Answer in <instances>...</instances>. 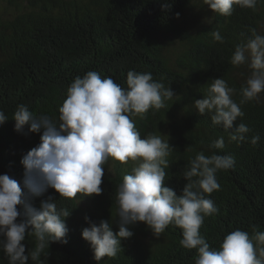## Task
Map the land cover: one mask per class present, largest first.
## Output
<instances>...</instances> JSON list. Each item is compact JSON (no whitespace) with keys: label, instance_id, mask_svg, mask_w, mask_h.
I'll list each match as a JSON object with an SVG mask.
<instances>
[{"label":"trees","instance_id":"obj_1","mask_svg":"<svg viewBox=\"0 0 264 264\" xmlns=\"http://www.w3.org/2000/svg\"><path fill=\"white\" fill-rule=\"evenodd\" d=\"M7 1L16 14L0 16V111L8 118L0 126V175L8 174L23 188L21 160L40 143L43 133L15 130L13 117L19 105H25L37 118L47 116L58 126L59 108L77 76L83 78L88 71H96L126 89L129 71L150 72L175 95L166 108L150 109L132 119L142 139L160 135L173 147L165 169V186L181 195L189 183L185 173L190 170V161L199 152L232 156L234 166L216 174L220 189L205 194L219 211L205 217L200 233L211 248L219 249L226 235L237 229L250 235L253 228L264 231V97L260 103L240 105L245 115L236 124L243 122L251 129L243 142L231 141L222 125H215L210 115H201L193 107L195 100L207 94L214 78L224 79L236 90L233 99L239 104L240 90L246 84L239 76H245V66H233L231 57L238 44L252 38L253 29L258 34L261 31L264 0L255 9L234 5L231 16L215 13L194 33L180 26L193 0ZM215 31L221 33L223 43L214 41ZM177 37L184 47L169 57V45ZM257 135L260 140L252 145L251 137ZM220 137L225 147L211 148ZM133 166L131 161L124 164L110 158L104 165L102 194L83 197L78 205L61 198L53 188L41 196L25 190L27 202L37 209L42 202L53 201L58 210L71 211L66 218L67 243H51L39 261L30 256L37 245L35 237L26 238L28 264H195L198 252L180 244L181 228L170 225L156 237L142 222L131 226L134 235L121 241L115 257L99 262L94 258L82 231L90 222L106 220L118 232L116 194ZM18 210L23 213L24 207L18 206ZM0 264H9L2 245Z\"/></svg>","mask_w":264,"mask_h":264},{"label":"clouds","instance_id":"obj_2","mask_svg":"<svg viewBox=\"0 0 264 264\" xmlns=\"http://www.w3.org/2000/svg\"><path fill=\"white\" fill-rule=\"evenodd\" d=\"M209 8L223 16H231L234 5L255 9L260 0H203ZM179 15V14H177ZM216 42L223 43L219 31L212 33ZM233 66L247 64L251 74L240 90L239 104L233 99L236 90L222 78H214L207 94L194 101L193 107L201 115L208 114L215 125L229 132L231 141L248 139L251 129L243 122L236 124L245 113L241 106L260 103L264 93V35L252 30V38L238 44L231 57ZM172 88L153 79L150 72L127 73V88L122 89L111 77L102 78L96 71L77 76L67 89V98L59 108L57 126L47 116L36 117L25 105L14 113L15 130L20 133H39L40 143L21 160L25 172L23 188L8 174L0 175V245L9 258V264H28L24 241L35 237L37 245L30 253L33 261L53 242L67 243L66 218L71 211L59 209L53 201H44L39 209L26 200V193L41 196L53 188L61 198H69L78 205L83 197L102 194V178L110 158L121 163L133 162L130 174L118 186V232L110 223L90 222L82 231L89 242L94 258L115 257L121 250V241L131 238V226L144 223L158 237L170 225L182 229L180 244L188 250H197L195 264H264V231L253 228L249 232L237 229L227 234L219 249L211 248L200 229L205 217L215 216L219 209L205 194L220 189L216 174L234 166L232 156L213 152L196 154L185 173L189 181L181 195L165 186V169L172 146L160 135L140 137L132 117L143 116L150 109L166 108L174 97ZM8 120L0 111V126ZM260 137H251L256 145ZM223 149L220 137L211 146ZM195 178V179H194ZM79 194V195H78ZM24 207V212L18 206ZM25 217L20 219L21 217ZM87 219V218H86ZM42 264V262H41Z\"/></svg>","mask_w":264,"mask_h":264},{"label":"rangeland","instance_id":"obj_3","mask_svg":"<svg viewBox=\"0 0 264 264\" xmlns=\"http://www.w3.org/2000/svg\"><path fill=\"white\" fill-rule=\"evenodd\" d=\"M12 4L7 0H0V16H3L2 13H6L9 16L16 14L15 8L11 7ZM31 9L34 8V5ZM215 12H213L208 5L204 4L203 0H193L190 7L185 11L183 17H181L180 26L189 33H194L197 28L207 25L213 18ZM259 34L264 35V21L262 22L261 31ZM184 47L183 41L177 37L168 48L169 57H174L176 54L180 53ZM245 66V76H239L241 81H246L251 74V69L247 64ZM264 97V93L261 94ZM166 135V132H164Z\"/></svg>","mask_w":264,"mask_h":264}]
</instances>
